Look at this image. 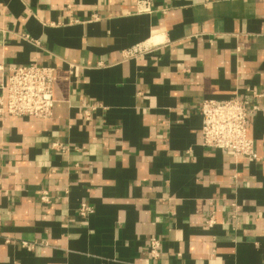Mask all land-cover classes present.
Here are the masks:
<instances>
[{
  "label": "crops",
  "instance_id": "0c3cea01",
  "mask_svg": "<svg viewBox=\"0 0 264 264\" xmlns=\"http://www.w3.org/2000/svg\"><path fill=\"white\" fill-rule=\"evenodd\" d=\"M139 1L0 0V82L54 67L51 116L0 117V264H264V0ZM247 92L259 159L203 147Z\"/></svg>",
  "mask_w": 264,
  "mask_h": 264
},
{
  "label": "built area",
  "instance_id": "2783aa9c",
  "mask_svg": "<svg viewBox=\"0 0 264 264\" xmlns=\"http://www.w3.org/2000/svg\"><path fill=\"white\" fill-rule=\"evenodd\" d=\"M139 9H147V2H138ZM26 37V36H25ZM148 49L146 44H136L123 52L125 58L143 54ZM1 69V67H0ZM71 72L75 66L70 65ZM54 67L30 63L14 66L9 74L0 82V117L10 115L15 117L29 116L48 118L52 114ZM257 94L244 93L241 97L229 99H205L198 107L201 116L200 141L205 148L222 150L232 158L245 159L253 162L259 159L254 140L248 135L251 117L260 110ZM89 106L84 110V116L89 118ZM40 200L48 202V194L41 191ZM78 214L86 218L92 213L87 204L81 203L77 208ZM207 225L214 223L211 216ZM6 242L9 240L6 239ZM148 250L150 256L156 258L159 253L160 239L156 236L149 238ZM26 248L33 244L21 242Z\"/></svg>",
  "mask_w": 264,
  "mask_h": 264
}]
</instances>
